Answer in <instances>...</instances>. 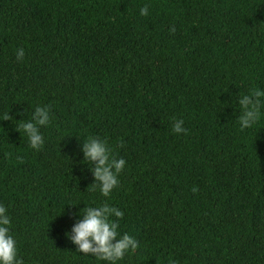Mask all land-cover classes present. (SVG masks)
<instances>
[{
    "label": "trees",
    "instance_id": "16d2710c",
    "mask_svg": "<svg viewBox=\"0 0 264 264\" xmlns=\"http://www.w3.org/2000/svg\"><path fill=\"white\" fill-rule=\"evenodd\" d=\"M257 88L264 0H0V203L19 258L107 264L65 236L107 204L139 242L117 264H264V109L242 130L236 100ZM37 105L51 106L38 151L18 124ZM88 137L127 161L108 197Z\"/></svg>",
    "mask_w": 264,
    "mask_h": 264
},
{
    "label": "clouds",
    "instance_id": "9594fccd",
    "mask_svg": "<svg viewBox=\"0 0 264 264\" xmlns=\"http://www.w3.org/2000/svg\"><path fill=\"white\" fill-rule=\"evenodd\" d=\"M148 14V5L140 8L141 16ZM15 56L18 61H23L25 49L22 47L16 49ZM236 100L241 109L238 117L241 129L253 128L261 120L262 109H264V90L260 88L250 90L247 94L238 96ZM11 119L8 113L3 120ZM50 123V105H37L30 119L18 121L19 128L27 137L29 146L37 151L45 144L41 129L49 126ZM183 124V119H174L172 132L186 134ZM81 152L84 163L89 166L94 177L91 190H98L104 197H108L119 185V175L124 170L127 161L122 157L115 158L107 142L97 137L86 138L82 142ZM73 215L76 217L75 222L65 236L80 253L96 257L107 264H117L118 261L124 259L126 253L135 251L139 247V242L134 236L128 233L121 235L118 231L120 227L118 221L110 219L112 216L123 218L124 212L119 208L107 204L98 207L88 205ZM11 223L8 208L0 203V264H24L23 259L18 256L17 239L11 231Z\"/></svg>",
    "mask_w": 264,
    "mask_h": 264
}]
</instances>
